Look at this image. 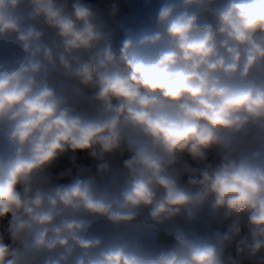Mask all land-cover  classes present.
Here are the masks:
<instances>
[{
	"label": "clouds",
	"instance_id": "obj_1",
	"mask_svg": "<svg viewBox=\"0 0 264 264\" xmlns=\"http://www.w3.org/2000/svg\"><path fill=\"white\" fill-rule=\"evenodd\" d=\"M0 264H264V0H0Z\"/></svg>",
	"mask_w": 264,
	"mask_h": 264
}]
</instances>
